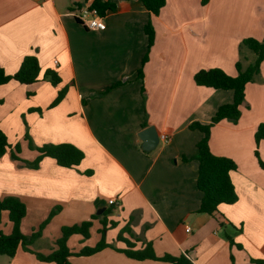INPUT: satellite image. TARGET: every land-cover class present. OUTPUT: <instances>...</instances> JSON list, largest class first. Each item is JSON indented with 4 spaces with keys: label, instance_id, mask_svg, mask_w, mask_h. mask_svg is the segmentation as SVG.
Instances as JSON below:
<instances>
[{
    "label": "crops",
    "instance_id": "1",
    "mask_svg": "<svg viewBox=\"0 0 264 264\" xmlns=\"http://www.w3.org/2000/svg\"><path fill=\"white\" fill-rule=\"evenodd\" d=\"M93 1L0 0V67L14 74L29 55L41 67L36 83L0 86V128L8 139L30 135L36 148L67 143L85 153L74 168L49 157L38 169L8 153L0 157V200L15 196L25 203L21 226L33 220L31 235L61 207L29 249L48 255L57 249L62 227L98 216L91 230L99 233L107 222L110 247L81 256L93 245L74 235L68 241L73 264H169L129 258L121 252L126 240L133 250L151 244L158 257L185 255L194 264L264 260V166L255 155V133L264 122V61L246 86L239 121L223 120L211 130L212 153L237 164L231 178L238 200L221 204L214 215L199 213L196 156L204 134L190 129L194 122L209 124L220 106L233 102V91L198 86L194 75L220 68L235 77L237 62L244 69L255 62L242 41H264V0H167L157 16L141 0L119 1L103 17V31L77 21ZM149 22L155 32L150 49ZM48 70L60 84L44 79ZM63 89L67 95L52 107ZM150 127L168 141L145 151L139 135ZM259 153L264 163V141ZM38 156L33 151L22 160ZM222 224L243 249L230 246ZM10 264L54 263L20 248Z\"/></svg>",
    "mask_w": 264,
    "mask_h": 264
},
{
    "label": "trees",
    "instance_id": "2",
    "mask_svg": "<svg viewBox=\"0 0 264 264\" xmlns=\"http://www.w3.org/2000/svg\"><path fill=\"white\" fill-rule=\"evenodd\" d=\"M86 1V0H85ZM128 0H94L90 6L91 11H95L99 16L104 17L108 11L116 8L117 2ZM145 8L153 15L157 16L165 7L167 0H141ZM209 0H202V5H206ZM79 22V20L77 19ZM146 34L148 36V48L154 44L155 32L151 22L146 25ZM242 44L246 46L256 55L254 63L250 64L245 69L240 62L236 63L238 75L233 77L228 75L220 68H212L209 70H200L194 75V81L198 86L213 88L216 90H231L234 92L233 102L222 105L218 108L215 115L209 124H202L194 122L190 125L191 130H200L204 136L197 144L196 159L199 162V171L197 179V187L203 194L199 213L214 215L219 212L221 204H234L238 200V196L233 184L231 173L237 169V164L234 160L216 156L212 153L210 148L211 130L214 125L223 121L230 120L237 123L241 118V106L245 101L246 86L253 82L255 76L261 70V64L264 61V41L261 42L255 38H245ZM148 60L146 56L144 63ZM41 67L39 59L35 55L26 56L18 71L14 74H8L4 68L0 67V86L6 85L11 81L19 82L23 85H30L41 80ZM139 77L143 78L142 68L138 72ZM44 79L49 81L52 85L61 83L60 76L52 70H48L44 74ZM64 91L59 93V96L52 104V107L58 105L64 97ZM28 136V135H27ZM29 137V136H28ZM264 141V122L260 123L255 133L256 150L255 155L259 159L260 165L263 167L264 163L260 159L259 145ZM17 152H20L19 145L15 146ZM12 150L8 142V138L4 131L0 128V157L4 156ZM39 156L33 161H24L20 159L14 152L12 158L15 161H21L26 166L38 169L41 161L45 157L54 159L57 164L65 168H74L81 164L85 158V153L73 144H47L37 147ZM61 207H55L48 215V217L39 225L32 235L26 236L21 231V223L27 215V207L23 201L18 197L8 196L0 200V223L2 221L3 213H8L9 221L12 224V232L5 235L0 232V256H7L14 258L21 248L26 252H31L35 257L45 263L54 264H73L70 258L73 256L68 241L74 235H81L85 239L91 236V228L93 220L98 219V216H92L88 221L73 226H64L61 228V237L57 240V249L48 255L41 253H34L29 246L40 238L45 228L51 223L52 219L60 211ZM108 212H104L103 215ZM113 226L115 224L111 223ZM224 235L229 241L231 247L243 249L242 245L235 242L233 237L228 233L224 224H222ZM108 223L102 222V228L99 230L101 235L100 241L94 247H86L80 251L81 256H91L103 249L110 247L107 243ZM125 232H130L129 227H125ZM127 248L121 252L126 256L135 260H158L167 262L169 264H194L187 256H171L164 255L158 257L151 244L145 245L142 250H133L134 245L130 241L125 242ZM253 264H264V260L252 259Z\"/></svg>",
    "mask_w": 264,
    "mask_h": 264
},
{
    "label": "rangeland",
    "instance_id": "3",
    "mask_svg": "<svg viewBox=\"0 0 264 264\" xmlns=\"http://www.w3.org/2000/svg\"><path fill=\"white\" fill-rule=\"evenodd\" d=\"M244 48L249 51V49L247 47H244ZM250 52H251L252 56H255V54L252 51H250ZM62 91H64L63 92L64 93L63 99H64L65 96L67 95L68 91L65 89H63ZM8 142L12 147V150L10 152H8V154H10L9 158H11L12 160H14L12 158V152H14L20 159H29V157L33 151H37V153H39L37 148H36V145L34 144L30 135L28 137L26 135H18L17 134V135H15V137H10V139H8ZM16 145H19L20 152L16 151V149H15ZM45 145H47V144H45ZM28 146H30V147H28ZM159 147H161V145ZM5 213H7V212H5ZM7 214H5V216L2 218V221L0 223V232H2L5 235H9L12 231V228L10 227L11 226L10 221L8 219V216H6ZM31 221H33V220H30V221H28V223H25L21 226V231L26 236L31 235V231H32V227H33L30 224ZM99 238H101L99 236V233L97 232V230L95 228H93L91 230V236L87 241L89 242V245L96 246V244L100 241ZM71 247L73 249H76L77 243H75V242L71 243ZM32 252L36 253L37 251L35 250ZM10 262H11V258H9L7 256H0V264H10Z\"/></svg>",
    "mask_w": 264,
    "mask_h": 264
},
{
    "label": "built area",
    "instance_id": "4",
    "mask_svg": "<svg viewBox=\"0 0 264 264\" xmlns=\"http://www.w3.org/2000/svg\"><path fill=\"white\" fill-rule=\"evenodd\" d=\"M77 19L88 30L103 31L107 27L103 17L99 16L95 11H91L90 7L80 9ZM160 141L167 142L168 136L162 134L160 136ZM113 203L114 199L109 201V204L112 205Z\"/></svg>",
    "mask_w": 264,
    "mask_h": 264
},
{
    "label": "water",
    "instance_id": "5",
    "mask_svg": "<svg viewBox=\"0 0 264 264\" xmlns=\"http://www.w3.org/2000/svg\"><path fill=\"white\" fill-rule=\"evenodd\" d=\"M140 139L143 141V149L145 151H151L154 150L158 145H159V140L160 137L159 135L155 132V130L150 127L146 130H144L140 135ZM97 214H101L99 211Z\"/></svg>",
    "mask_w": 264,
    "mask_h": 264
}]
</instances>
